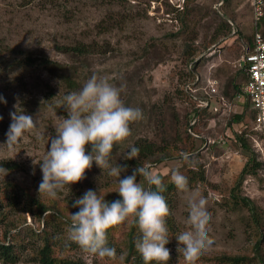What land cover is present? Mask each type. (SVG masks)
Wrapping results in <instances>:
<instances>
[{
    "label": "rangeland",
    "instance_id": "1",
    "mask_svg": "<svg viewBox=\"0 0 264 264\" xmlns=\"http://www.w3.org/2000/svg\"><path fill=\"white\" fill-rule=\"evenodd\" d=\"M59 1L68 3L71 15L65 17L63 10L39 5L37 0H0V61L7 55L4 50L8 45L36 52L45 50L52 58L64 60L66 55L58 51L56 45L73 44L82 39H95L97 42L111 40L115 44V52L106 56L93 55L91 74L82 79L85 82L95 73L117 87L122 86L124 93L121 92V99L125 105L138 107L143 112V118L130 125L131 135L114 146L116 153L109 159L112 166H116L113 163L116 158H122L140 138L155 140L161 146L167 144V140H172L171 150L181 149L185 129L190 132L188 124L195 110L194 101L186 94L187 83L193 81L195 74L200 75V81L194 83L192 88L202 94L206 93L211 80H217L219 95L211 97L209 108L216 115L212 118L202 117L201 121L198 118L200 138L195 140L197 149L193 159V164H203L208 182L198 186L188 184L189 192L177 190L173 200V216L178 230H190L187 224L189 195L195 192L206 200V209L211 217L207 231L212 243L194 261L195 264H204L208 258L224 253L256 255L255 259L250 258L248 264H264V181L258 176L248 175L241 186V194L250 198L258 209L261 218L259 227L253 221L250 207L236 204L230 196L231 188L249 154L234 144V131L242 130L245 125L251 126V120L246 116L241 122L230 124L233 114L244 111L246 99L243 90L242 94L233 97L232 83H228L232 76L239 74L240 80L243 77L240 73L241 57L248 45L244 36L252 34L254 30L250 1L230 0L224 8L222 0H191L189 8L192 12L185 22L190 27L184 28L182 16L177 10L183 8L184 0H127L125 10L132 13L134 19L124 29H116L107 36H95L93 26L107 12L119 8L113 0ZM214 10L222 16L227 12L228 19L242 35L232 32L204 47L219 21ZM188 43L192 46L190 48H197L191 58L186 53ZM193 59L198 60L196 68ZM21 75L27 82V90L18 83ZM52 76L46 70L30 69L0 77V96L6 100V103L0 101V117L4 121L0 127V160L13 159L22 164L19 169L11 171L0 167V237L13 226H18L20 230L27 224L36 227L40 223L23 205L18 209L6 208L1 197L4 193L2 190L11 188L20 191V188H27L42 199L49 198L39 194L42 172L40 164H33V160L43 159L50 148V137L56 135L54 125L59 123L61 117L67 118L66 107L60 106L63 100L61 95L52 101L47 100L48 87L57 89L58 86ZM224 88L230 95L223 93ZM213 107H217V110ZM17 110L32 116L36 126L24 133L9 150L4 145L6 133L12 122L10 113ZM181 165V160L173 156L155 164L152 170L163 175ZM108 171L102 170L93 161L92 167L85 170L84 179L65 187L52 199L64 201L80 197L89 189L98 193L107 190L118 181L117 177L109 176ZM124 177L121 172L120 178ZM17 229L13 228L12 232ZM262 235V243L257 247ZM75 254L73 256L83 258L87 264L93 263V255L81 250ZM182 262H186L183 255L177 249L172 250L169 263ZM112 263L107 260L102 264ZM0 264L34 263L25 253L19 262L4 263L0 258Z\"/></svg>",
    "mask_w": 264,
    "mask_h": 264
},
{
    "label": "trees",
    "instance_id": "2",
    "mask_svg": "<svg viewBox=\"0 0 264 264\" xmlns=\"http://www.w3.org/2000/svg\"><path fill=\"white\" fill-rule=\"evenodd\" d=\"M27 1L31 2L35 0ZM37 1L39 2V5L52 7V9L57 11L63 10L62 14L65 17L71 15V10L67 7L68 3L66 1ZM222 1V5H224L223 7L225 8L230 0ZM190 2L191 0H184L183 8L177 9L180 17L182 16L184 28L186 26L190 27L185 24L188 16L192 12L189 8ZM113 3H116L119 8L107 12L106 15L93 26V30L96 33L95 36H107L116 29H124L126 24L134 19L132 13L125 10L127 9V0H113ZM214 12L219 17V21L214 27V30L208 39V43L205 44L204 47H208V45L217 41L222 36L231 35L235 29L234 25L228 19L229 17L227 12H224L223 16L217 10H214ZM236 33H240V35H242V32L239 29H236L234 34ZM262 33L264 35V19L262 21ZM244 37L247 38L248 45L252 49L255 37L254 30L252 31V34L245 35ZM190 47L192 46L188 43L186 53L191 58L196 54L197 48ZM5 48L6 49L4 51L7 55L0 61V77H8L16 72L30 69L46 70L53 75L52 77L56 79L58 84L57 89L52 86L48 87V93L46 94L48 101H52L56 96L58 97L61 95L64 97L66 94L78 91L84 83L82 77L91 74L90 63L92 56H106L108 53H114L116 50L115 44L108 39L103 40L102 42H97L95 39H92L91 41L82 39L73 44L56 45V49L67 57L64 60H57L47 54L45 50L36 52L35 50L29 48L10 45ZM146 52L144 53L146 54ZM192 61H194V59ZM193 63L195 64L194 68H196L198 60ZM134 66L137 65L135 64ZM240 71L243 75L241 80L238 78L239 74L229 78L230 80L228 84L232 83L231 90L233 91V97L242 94V85L246 76L242 68ZM23 76L24 75L19 76L18 83H21V87H24L27 90V82ZM122 93H124V90H122ZM223 93L225 95H230L229 91L225 88L223 89ZM193 108L195 109L194 111L197 112L200 121L202 117L212 118L216 115L215 112H212L209 108ZM246 116L247 119L249 118L250 120L255 117V112L251 109V104L247 99L244 111L233 114L230 124L234 121L241 122ZM3 124L4 121L0 119L1 128ZM163 124L164 123H161V125ZM198 124L199 123H196L192 126V130L199 136H194L188 132L186 128V135L182 139L184 140V146L179 150H175L174 148L171 150L172 147L170 146V143L172 140H167L168 143L161 146V144H158L155 140L145 137L140 138L132 145L139 149V153L136 158L126 160L124 158L125 153L122 158L119 157V160L116 158L117 161L115 160V162H113L115 165L127 166V170L122 172L126 177L131 175L133 169L137 166L150 164L153 167L155 164H159L173 158V156L181 160L182 165L180 167L173 168L166 174H160L165 187V191H163L162 195L165 197L170 209V214L166 218L169 236V243L166 247H171L168 248L170 250V255L172 250L177 249L178 241L176 236L181 233V231L176 227V221L172 211L174 207V194L178 189L171 182V173L178 170L181 174L187 177L188 184L191 186H198L200 183L205 184L208 182L203 164L200 162L193 164V159L196 156L194 153L197 149L195 140L200 138V134L198 133ZM253 134L254 131L250 125H245L242 130L234 131V144L238 148H244L249 152V154L234 186L231 188L230 196L236 204L250 207V211L254 217L253 221L257 224V227H259L261 224V218L258 215L257 207L250 198L241 194L242 183L248 175L258 176L262 182L264 181V178L260 175L261 162L258 160L257 154L252 147ZM167 139L170 138L168 137ZM116 150L117 148L114 147L109 159L114 157ZM90 151L91 145H86V153ZM0 167L11 171L19 169L22 167V164L13 159H4L0 160ZM137 180L141 183L144 182L143 178L139 176L137 177ZM117 187L118 183L112 184L109 189L99 192V194L102 197H105V199L109 202L121 199L119 194L115 192ZM20 189V191H14V189L11 188H8L7 191L2 190L4 193L1 197L3 203L5 202V207L11 210L16 208L18 209L21 205H23L24 209L27 212L32 213L34 219L39 220L40 223L36 227L32 224H27L20 230L17 229L18 226H13L11 229L5 231L4 235L0 237V258L4 260V263L19 262L21 257L25 253H28V255H30V261L34 264H87L83 258L73 256L76 255L75 253L77 250H83L75 242L69 239L70 224L67 218L70 216L71 212L74 213L79 210L78 208L71 207L73 201L79 197L67 198L64 201L52 198L42 199L27 188ZM83 195V193L80 194V197ZM13 228L17 230L12 232ZM106 235L107 245L116 249L118 257L115 260H111L93 255L92 264H102L107 260L108 263L110 261L113 262L112 264L115 262H121L123 264H144L142 256L135 248V240L139 236V229L134 223H132L131 219L109 228ZM262 238L263 235L258 239L257 247L262 243ZM121 253H123L125 257L123 260L119 259ZM250 258L255 259L256 255L250 257L248 255H230L224 253L208 258L204 264H248ZM153 264H155V262H153ZM168 264L171 263L168 261ZM181 264H186V262H182Z\"/></svg>",
    "mask_w": 264,
    "mask_h": 264
},
{
    "label": "clouds",
    "instance_id": "3",
    "mask_svg": "<svg viewBox=\"0 0 264 264\" xmlns=\"http://www.w3.org/2000/svg\"><path fill=\"white\" fill-rule=\"evenodd\" d=\"M123 87L111 84L107 79L92 74L78 91L66 94L60 104L67 109V118L61 117L55 124L56 135L50 137V148L43 159L33 160L40 164L42 181L39 194L56 198L65 187L85 178V170L93 161L108 175L118 178L115 192L121 199L107 201L97 191L87 190L73 201L71 207L78 208L67 218L69 239L84 252L100 258L117 259L116 249L107 245V230L131 219L139 229L135 248L144 264H168L170 250L166 218L170 209L165 197L162 177L144 164L133 169L132 174L120 178L127 166H112L109 158L115 145L131 135L130 125L143 118L138 107L126 106L121 99ZM0 101L6 100L0 96ZM11 123L6 133L9 150L24 135L36 126V120L23 111L11 112ZM2 119V117H0ZM91 151L86 154V145ZM139 149L130 146L124 158H136ZM42 162V163H41ZM143 178V183L137 177ZM171 182L182 192H189L188 179L178 170L171 173ZM190 230L179 233L177 251L186 264H194L199 255L212 243L207 225L210 214L206 200L198 193H191L187 200ZM124 254L119 256L123 260Z\"/></svg>",
    "mask_w": 264,
    "mask_h": 264
},
{
    "label": "built area",
    "instance_id": "4",
    "mask_svg": "<svg viewBox=\"0 0 264 264\" xmlns=\"http://www.w3.org/2000/svg\"><path fill=\"white\" fill-rule=\"evenodd\" d=\"M253 12V27L255 32L253 48L249 45L244 48L241 57V67L245 74L243 83V94L245 99L249 100L251 109L255 112V117L251 119V128L254 131L252 135V147L261 162L260 175L264 178V35L262 33V21L264 19V0H249ZM236 29H234L235 33ZM192 82L187 83L186 93L194 101L195 108H210L211 97L218 94L219 83L217 80H211V85L206 93L200 94L193 90L192 85L200 81V75L195 74ZM219 95V94H218ZM217 95V96H218ZM224 100L223 95L221 96ZM212 109V108H211ZM217 110V107H213ZM198 121L197 112L194 111L189 124V131L194 136L192 126Z\"/></svg>",
    "mask_w": 264,
    "mask_h": 264
}]
</instances>
